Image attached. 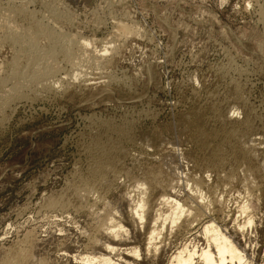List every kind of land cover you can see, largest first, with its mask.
Segmentation results:
<instances>
[{
  "label": "rangeland",
  "instance_id": "374dc122",
  "mask_svg": "<svg viewBox=\"0 0 264 264\" xmlns=\"http://www.w3.org/2000/svg\"><path fill=\"white\" fill-rule=\"evenodd\" d=\"M117 23L129 31L118 32ZM67 37L87 38L98 49L108 44L110 51L72 58L66 54ZM33 91L40 96L34 101ZM235 96L247 101L262 126L264 0H0V257L32 242L48 264H86L84 258L98 251L91 238L106 201L114 208L119 204L114 219L129 230L115 245L116 260L170 264L193 228L164 229L154 242L156 251L148 244L151 219L136 228L129 205L122 204L124 194L139 196L130 178L119 175L101 198L90 193L84 208L53 207L49 200H61L63 189L88 175L99 150L92 139L109 126L103 141L129 125L135 136L159 132L164 140L159 150L124 143L130 155L126 167L154 166L166 155L187 190L184 155L199 153V146L183 119L202 111L212 128L222 129L218 107L229 104L233 111ZM246 198L245 217L253 216L258 226L264 184ZM230 206L231 211L211 214L224 228L239 217L236 204ZM257 231L250 238L251 259L262 264L264 230Z\"/></svg>",
  "mask_w": 264,
  "mask_h": 264
},
{
  "label": "bare ground",
  "instance_id": "6f19581e",
  "mask_svg": "<svg viewBox=\"0 0 264 264\" xmlns=\"http://www.w3.org/2000/svg\"><path fill=\"white\" fill-rule=\"evenodd\" d=\"M116 25L120 33H125L130 29L128 25L122 23ZM70 38L67 39L69 40V42L67 41L68 47H65L69 50L65 49V51H67V56L69 53V57L72 58L77 57L80 52V55L90 56L93 54L94 57L97 52L101 53V51L100 56L104 57V54L110 51L108 44H104V48L98 49L94 48V41L87 38L81 37L82 40H74L75 38H71V40ZM94 60L96 61V59ZM80 71L77 70L75 73H80ZM6 96L8 97V95ZM38 96L33 91L29 98L34 101ZM235 100L236 105L235 108L233 106V111L230 110L231 105L230 108L228 107L229 104L227 107L223 105L226 107L224 109L218 107L219 110H217L215 107L219 121H223L222 129L212 128L202 111H196L194 114L187 113L183 119L184 126L192 129L191 131L194 130L192 139L194 138L196 145L199 146V153L187 152V156L184 155V165L188 166L186 173L184 172L187 190L183 188V184H180L183 176L177 173L176 164H169L165 158L166 155L164 157L161 155L154 166L143 162L138 165L136 170L126 167L124 159L130 155L127 148L124 147V143L130 141L141 146L142 149L159 150L164 140L162 141L158 131L157 135L135 136L129 125L128 131L122 128L123 130L118 131V137H107V140L103 141V136L108 134V129L111 128L106 126L108 128H99L97 135L94 134L95 139H92L93 144L95 147H99V150L96 148L97 154H94V158L91 159L93 163L90 165L88 175L81 176L82 178L69 184L68 188L60 192L61 200L55 199L56 197L52 198L49 200V206L61 205L80 209L84 203L86 204L85 201L88 199L86 196L95 192L96 196L98 193L100 198L103 197L106 194L105 191H109L114 186L118 176L123 175L133 181L139 196L134 198L124 194L121 196L122 204L129 205L131 220L137 224H134L136 228L138 225L140 228L146 225V217L151 219V225L149 224L148 228V244L154 246L156 251H159L160 247H157L154 242L160 238L164 229L172 233L176 228L188 231L193 228L191 232L193 237L190 235L191 237L189 236L182 246L177 247L169 261L170 264H253L251 253L254 254V250H250L249 244H253L250 238H256L258 229L264 230V218L257 226L253 216L245 217L249 208L246 196L251 190L261 188V185L264 184V118L260 119L262 126L257 127L256 119L259 120L260 117L257 118V115L252 114L253 109L247 101L240 96L237 98L235 96ZM207 194L209 197L205 198L204 196ZM232 201L236 204L238 216L242 217L243 221H239V217H237L233 222L231 221V226L224 228L217 224L211 214L214 212L223 213L228 209L231 211ZM109 204L105 201V205L108 206L105 209L106 212L104 211L105 214L102 212L101 216L95 217L98 226L91 241L93 249L98 251H95L97 253L92 256L90 255L94 252L86 256L84 261L86 264H133L132 261L129 262L122 258L116 260L112 255L116 250L117 241L125 240L129 230L127 226L125 227L124 224L114 219L119 204L117 208H114L113 203V207ZM133 228L135 227L133 226ZM198 238L204 241L203 244H199ZM31 243L26 248L19 246V249L16 248L14 252H12L13 250L6 251L0 257V264H48L46 257L38 255L33 250L35 246H31ZM131 255L132 258L138 257L137 251H133ZM262 260V264H264V255Z\"/></svg>",
  "mask_w": 264,
  "mask_h": 264
}]
</instances>
